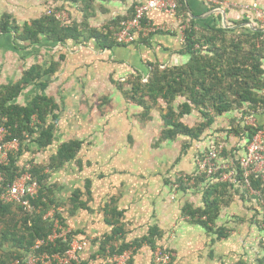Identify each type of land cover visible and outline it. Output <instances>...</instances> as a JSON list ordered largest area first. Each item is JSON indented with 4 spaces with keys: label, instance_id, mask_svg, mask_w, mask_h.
<instances>
[{
    "label": "crops",
    "instance_id": "crops-1",
    "mask_svg": "<svg viewBox=\"0 0 264 264\" xmlns=\"http://www.w3.org/2000/svg\"><path fill=\"white\" fill-rule=\"evenodd\" d=\"M142 1L95 0L94 13L84 17L81 10V17L90 27L101 26L97 29L104 30L109 21L124 16ZM184 2L188 15L199 24H215L219 20L218 14L223 11L231 19H238L241 16L254 19L258 12L264 13V0H219L216 4L212 2L215 6L210 0ZM64 6L66 9V4ZM215 8L218 12L211 13ZM145 22L150 26H156L147 34L146 42H132L113 47H103L99 40L88 37L90 32L85 31L79 40L69 39L64 43H58L42 37L40 42L27 45H23L22 40H15L14 33L0 31V51H8L12 57L19 58L15 63L8 59L4 63L1 62L0 81L6 82L5 84L16 83L33 65H40L46 69L53 63L59 64L56 61L60 57L62 59L60 67L56 68L54 73L43 75L40 80L32 82L17 98V102L24 105L36 95L46 94L59 104V109L55 111L58 119H53L52 115L49 118L54 124L53 142L47 147H40L35 140L30 139L29 148L22 156L27 157L28 162L35 165L39 164L37 163L39 160L47 164L61 144L74 139L82 142L76 159L80 157L82 163H90L92 166L86 168L83 175L78 174L79 178L83 176L86 180L84 183L86 191L89 186L88 199L82 198L87 206L85 209L80 207L74 215L61 208L67 224L77 230L76 240L86 242L85 248L79 252L77 264L83 261L90 264L107 262L106 255L96 253L99 251V241L112 231L113 226L107 223L108 215L104 211L111 199L115 200L117 209L122 211V224L126 229L125 238L119 242L143 241L136 252L131 248L132 264H261L264 256V232L261 228L262 221L257 220L258 211H262V206L256 198L257 195H254L256 193L242 192L244 195L241 197L232 194L231 202L221 208L216 222L209 227L192 221L184 214L186 205H192L194 208L204 206V189L200 187L189 191L188 188H182L176 191V194H171L172 197L169 193V189L171 190L169 179L179 172L197 171L199 158L211 146L219 144L220 138H223L224 148L229 154L227 159L221 154V164H232L234 156L236 158L244 156L246 151L244 139L227 135L226 131L223 134L218 133L211 128L201 139L190 138L189 149L183 147L178 154L171 153L175 157V163L172 162L171 156H168L167 162L166 158L160 157L163 162L158 158V164H151V156H148L151 155V144L159 147L158 150L161 152L163 149L173 147L177 141H184L185 137L178 136L176 141L174 139L167 141L157 134L153 136L150 132H154L152 126L161 125V122H156L155 118L145 123L138 122L135 116L139 112V107H135L137 109L133 115L130 109L132 104L125 101L113 83L122 82L134 74L147 76L152 63H160L162 66L180 65L184 64L188 57L179 53L183 38L177 29L179 23L173 14L152 10L148 12ZM43 57L46 59L41 61L40 58ZM43 81L48 83L45 89H42ZM89 94L94 96L93 105H96L95 100L101 98L109 102L108 105L114 103L113 116H118L112 119V129L116 127L114 131L123 132L122 134L114 132L110 144L100 151L96 147L97 143L90 148L93 151H89L93 143L90 139L81 138L83 134L87 135V132L90 135V130L94 129L84 120V115L87 114L81 113L87 110L89 104L86 99ZM21 98L26 102L20 100ZM122 104L125 106H121ZM126 112L130 115H125ZM226 116L232 119V114ZM258 121L264 125V114L258 115ZM92 153L98 155V158L92 156ZM76 159L59 170H49L51 184H58L63 177H66L64 183L70 182L68 189L65 185L58 184L55 191L58 201L68 202L73 192L77 188L81 189L77 186L81 182L77 184L74 182L77 173L74 166ZM168 163L171 165L170 169ZM173 168L176 173L172 172ZM70 170L74 175H71ZM71 185L74 188L72 192ZM151 233L155 250L144 239L150 237ZM157 249L172 254V261L158 263L155 258ZM94 255L96 258L92 259Z\"/></svg>",
    "mask_w": 264,
    "mask_h": 264
},
{
    "label": "trees",
    "instance_id": "trees-1",
    "mask_svg": "<svg viewBox=\"0 0 264 264\" xmlns=\"http://www.w3.org/2000/svg\"><path fill=\"white\" fill-rule=\"evenodd\" d=\"M72 1L78 2V0ZM81 1L88 9L92 7L91 4L95 3V0ZM176 1L178 2L177 14L183 18L181 23L186 27L184 42L179 53L189 55L187 61L184 64L171 66L152 63L147 76L134 74L126 79L131 88L124 90L125 95L144 108H148L150 104H157L159 100L168 103L170 116L163 115L167 127L162 137L170 140L180 134L198 140L214 122L216 116L235 110L241 111L244 116L255 113L258 119L259 114H264V94H261L264 90V68L262 66L264 32H254L246 27L239 33L242 38H236L229 43L227 32L230 31L223 27L200 28L198 21L188 15L184 0ZM134 8L135 6L124 16L109 21L104 30L92 28L88 37L96 38L103 47L123 45L124 43L118 41L116 33L121 29L122 21L134 16ZM87 11L90 12L88 15L92 14L91 9ZM57 13L58 11L50 10L49 14L27 21L22 25L15 21L10 22L11 15L4 14L0 22V31L14 33L15 40L19 39L29 44L40 42L42 37H46L51 42L64 43L69 39L79 40L84 36L79 24L65 26ZM146 40L147 35L143 32H136L133 43L146 42ZM56 68V63L46 69L40 65H33L16 83L0 85V116L4 120L3 124L10 131L9 138H18L20 141V151L16 155H11L6 165L0 166V170L10 180L22 173L17 161L28 150L30 139L35 140L40 147H47L53 142L54 124L49 121V118L52 115L53 119H58L55 111L59 109V104L53 97L46 94H38L24 105L18 103L17 98L28 85L40 80L43 75L54 73ZM47 85L48 83L43 81L42 89H45ZM120 87L122 88L121 85ZM179 96H185L186 101L178 106L179 111L177 112L174 102ZM201 106L204 107V114L208 117L206 122L190 127L181 121L185 114ZM208 108L214 111L213 115L209 113ZM236 124L240 127L227 128V135L234 131V135L245 140V149L256 133L264 130V125L259 121L256 125H243L236 120ZM81 146L82 142L78 139L65 142L59 146L57 153L49 163L33 166L30 173L39 184V190L36 197L31 199L33 207L31 211L25 210L19 204L5 203L0 199V264H25L24 260L31 251L37 254L44 252L64 254L69 249L77 231L69 232L65 237L57 238L54 242H47L38 249L34 248L38 240H47L53 233L56 221L60 226L68 227L60 208L65 202L56 199L55 191L58 185L50 183L47 170H59L67 163L74 161ZM221 154L226 159L229 156L226 148ZM231 167L235 171V182L220 181L218 179L220 172L208 176L207 173L195 171L185 177L182 175L178 179V183L184 189L207 182L203 195L204 206L194 208L192 205H186L184 208V214L192 221L206 227L214 224L223 205L229 204L232 196L229 193L230 190L235 189V185L239 187L246 184L240 157H233ZM248 182L254 190L260 192L264 200L262 174H250ZM86 193H90L89 186H87ZM83 195L84 192L80 188L73 192L69 201L66 202L72 204L71 208H65L69 214L74 215L80 207L86 208L87 204L82 199ZM114 203L115 200L111 199L104 208L108 215L106 221L113 227L111 233L99 241V251L96 255L109 257L110 254L121 253L131 248L136 252L143 242H125V240L119 242L120 239L125 238L126 229L121 219L123 213ZM261 206L264 211V201ZM51 211H53L52 216H47ZM152 236L153 233L144 239L155 250L156 246ZM96 255L92 259H95ZM263 262L264 257L261 259V264ZM68 264H77V262L72 261ZM81 264H90V262L83 261Z\"/></svg>",
    "mask_w": 264,
    "mask_h": 264
},
{
    "label": "rangeland",
    "instance_id": "rangeland-1",
    "mask_svg": "<svg viewBox=\"0 0 264 264\" xmlns=\"http://www.w3.org/2000/svg\"><path fill=\"white\" fill-rule=\"evenodd\" d=\"M68 2L69 3H67V1H63V0H0V15H1L0 16V22H1L4 14L5 15L11 14V18L9 19L10 22L16 21L17 24L22 25L27 21H31L33 19H36V18H39L41 16L49 14V10L51 8V9H55V11H61V13H58V16L64 22L63 24L65 26L75 23V24L80 25L79 28L82 31L90 32V30L94 27H90L89 25H87V22H85V20L82 19L81 10L84 12V17H85L86 15L90 14V12H88L87 10L91 9L92 10L91 12L94 13L95 4H91L92 7H90L88 9L84 6V4L82 3L81 0H78V2H74L72 0L68 1ZM65 4L67 6L66 9L64 6ZM212 5H214V4L212 3ZM236 8L239 9L238 7H236ZM218 9H221V7L220 8L218 7ZM218 9L215 8L214 10H218ZM218 15H220V16H218L219 20L215 24L201 23V24H199V27L204 28V29L205 28H207V29L212 28L213 29L216 27L225 28L226 30L230 31V32H227L228 33L227 37L229 39V41H228L229 43L231 42V40H235L236 38H242V36H240L239 33H241V31H243V28H246V27H249L254 32H257V31L258 32H264V13L258 12V15L254 19H250V18H246V17H242V16L238 19H235V18L231 19V18H228L227 13L225 11H223V13L218 14ZM224 16L226 19H224ZM175 18H176L177 23H179L183 20V18L178 16V15L175 16ZM247 23H250L252 26L246 25ZM100 27L101 26H96V28H100ZM166 31H169V30H166ZM182 37H183L182 41L184 42V35H182ZM22 44L27 45V44H29V42H23ZM51 44L53 45V43H51ZM59 49H60V47H59ZM246 49H247V47H246ZM52 53L53 52H51V54ZM56 54H58V51ZM187 57H189V55ZM7 59L13 61L14 63H15V60L19 61V58L16 59L14 56L12 57L10 55V52L0 51V64L4 63ZM40 59L42 61V60H45L46 57H43ZM262 60H263L262 66L264 68V55H263ZM28 61H30V59H28ZM56 62L59 63V64H57V69H58L61 65V62H62L61 57ZM5 83L6 82H4V81H0V85L5 84ZM113 84L115 87L118 88V90H120L122 96H124V98L126 99V100L125 99L124 100L127 101L128 103L132 104L131 105L132 107L130 109H132L133 115L135 113V109H137L135 107H139L138 114L137 115L135 114L136 115L135 119L138 122L140 121L141 123H145L147 121V120H144L142 117H144L145 119H148V120L155 118L156 122H161V125L158 124L157 126H152L151 129L154 132L150 131L151 134H153V136L157 134L159 137L161 136L160 138L167 140V141L170 140V139H165L162 137L164 130L167 127V124L165 122L163 115L170 116L168 103H166L164 100H159L157 104H150L148 108L147 107L144 108L143 106L137 105L135 102L130 100L125 95L124 90L131 88V85L128 84V82H126V80H124L122 82H118V83L114 82ZM120 85L122 86V88L120 87ZM54 89L56 90L55 86H54ZM84 90H85V87H84ZM261 94H264V90L261 92ZM95 97H97V96H95ZM103 99L104 98L95 100L96 105H93L92 102H94V96L89 94L88 99H86L87 103L89 104V105H87V110L81 111V113L84 112L85 114H87V115H84L85 116L84 120L88 123V125H90V126H92V128H94V129L90 130V133H91L90 135H88V132H87V135H84V134H83V136L80 135L82 139H84V140L90 139V141L93 143V146L89 147V149H88L89 151L91 150L90 148H92L96 145V143H97L96 147L98 148V150L99 151L103 150L104 146L106 147L110 144V142H111L110 140L114 137L113 134L120 132V131L119 132L114 131V130H116V127H114V130L112 129V127H113L112 126V119L116 118L118 116V115L113 116V113L115 112V110H114V106L112 104H114V103L112 102V104L108 105L109 102H105ZM20 100H22L23 102H26V100H24L23 98H21ZM184 101H186L185 96H179L175 100L174 105H175L177 112L179 111L178 106H180ZM20 104H22V103H20ZM121 106H125V105L122 104ZM207 110L209 111V113L211 115L214 114V111L211 108H208ZM204 111H205V109L203 106H201L199 108H193L190 113L185 114L181 118V121L190 127L197 126L200 123L206 122L208 120V117L205 116ZM226 114H232V119L227 117ZM226 114H223L221 116H216L214 119V122L210 125L209 128H207L205 130V132L202 134V136L206 135L211 128H214V130H217L218 133L223 134V133H225L227 128L232 127L234 129L236 127H240L239 125L236 124V120L239 121L240 123H242L243 125L247 124L246 119H247L249 114L244 116V115H242V112L238 111V110H235V111H232V112H229ZM125 115H130V113L127 114V112H126ZM120 133L122 134L123 132H120ZM148 134H149V132H148ZM234 134L235 133L233 131V132H231L230 135L233 136ZM75 136H76V134H75ZM178 136H184L185 137L184 141H182V142L177 141L173 147H170L169 149H163L161 152L158 150L159 147H155L154 144L150 145L151 155H148V156L149 157L151 156V164L152 163H153V165L158 164V162H159L158 158H160V157L166 158L165 161L167 162L168 156H171L172 162L174 161V163H175L176 162L175 157L172 156L171 153L178 154L181 151V149L185 146L187 149H189L188 143H190L191 137H188V136L182 135V134H180ZM234 136H236V135H234ZM134 137H137V136L134 135ZM201 137H200V139H201ZM175 139L177 140V137ZM175 139H174V141H176ZM220 139H221L220 143L224 144L223 143L224 141L222 140L223 138H220ZM84 142H86V141H84ZM153 142L156 143L157 141H153ZM186 148H185V150H186ZM91 151H93V150H91ZM91 155L96 156L98 158V155H96L95 153H92ZM83 157H84V155H83ZM21 161L24 163V162L28 161V158L25 156H22ZM79 161L81 163H79ZM162 162H163V160H162ZM37 163H39L38 165H44L45 161L43 162V161L39 160V161H37ZM74 166L77 168V173H75L76 177L74 178V182H75V184H77L78 182H81V184L80 185L77 184V186H80L82 191L84 192L83 197L85 199H88V195H87L86 190L84 188V183L86 180L83 178V176H82V178H79L80 176H78V174L81 173L83 175L84 171H86V168H91L92 166L90 163H84V162L82 163L80 157L77 160V162L74 163ZM167 166H168V169H170L169 168L171 166L170 163H168ZM47 172H49V170H47ZM172 172L176 173L174 171V168L172 169ZM70 173H72L71 170H70ZM187 174H191V173L179 172V173H176L175 176H173L169 179V181L171 182V184H170L171 190L169 189L170 196H171V194L172 195L176 194L177 193L176 191L183 188L178 183L177 178L182 176V175L185 176ZM71 175H74V174L72 173ZM69 177L70 176L68 175V178ZM64 180H66V177H63L62 181L59 180L58 184H60V185L63 184V185H65V188L68 189L69 188L68 184L70 182L64 183ZM58 184H56V185H58ZM206 184H207V182L200 184V185H195L194 187L192 186L188 189H189V191H193L194 188L198 189L201 187L200 189L205 190ZM235 186H236L235 189H231L229 192L231 195L233 194L237 197H241L245 193L248 194V192H249L252 194V192H253V193H256L254 195H257L256 198L259 199L260 203L261 204L263 203L264 200H263V197L261 196L260 192L254 190V188H252V186L250 184H245V185L239 186V187H237V185H235ZM73 189H74L73 185H71V192ZM204 190H203V192H204ZM236 190H238L237 193H236ZM242 192L244 194H242ZM232 198L233 197L231 196L229 203L231 202ZM240 199H242V198H240ZM223 206H226V205H223ZM71 207H72L71 203L65 202V203L61 204L60 208L69 209ZM66 212H68V211H66ZM51 213H53V211ZM257 216H258L257 220L262 221L261 222V224H262L261 228H264V220H263L264 211H263V208H262V211H260V210L258 211ZM61 230L63 231V234L73 232V231H77V230H74L73 228H71L69 225L66 228L62 227ZM262 231L264 232V229H262ZM77 235L78 234H76L74 239L77 238ZM159 248H160V246H159Z\"/></svg>",
    "mask_w": 264,
    "mask_h": 264
},
{
    "label": "built area",
    "instance_id": "built-area-1",
    "mask_svg": "<svg viewBox=\"0 0 264 264\" xmlns=\"http://www.w3.org/2000/svg\"><path fill=\"white\" fill-rule=\"evenodd\" d=\"M213 3H219V0H210ZM152 10H160L168 14L177 16L178 2L176 0H143L134 8V16L121 23V29L116 33L118 41L124 44L131 43L135 39L136 32H143L147 35L156 26H150L145 21L148 12ZM58 16V13H57ZM59 17V16H58ZM185 26L179 22L177 25L178 31L184 35ZM183 38V37H182ZM4 120L0 116V166L6 165L9 162L11 155H16L20 151V141L18 138H9L10 131L3 124ZM247 124L256 125L258 123L257 115L250 113L246 119ZM224 145L219 143L211 146L198 160L197 171L199 173H207L212 176L220 172V181H234L235 171L231 164H221L220 158L223 152ZM17 161V165L21 167L22 173L16 175L13 180H10L6 174L0 170V199L5 203H14L23 206L25 210L31 211V199L38 194L39 184L33 178L30 170L35 165L31 162ZM240 164L244 170L246 184H249L248 177L252 173H261L264 180V130H259L253 139L248 144L244 156L240 158ZM185 177V176H184ZM178 177L177 179H180ZM186 179V178H185ZM188 180V179H187ZM52 212V211H51ZM47 216H52V213ZM59 222L56 221L55 229L47 240L40 239L36 242L35 248L38 249L47 242H54L57 238L65 237ZM86 246L85 241L72 239L70 247L64 254L44 252L37 254L34 251L29 252L26 256L25 264H68L72 261L79 262V252ZM109 252V251H108ZM132 250L128 249L121 253L110 254L107 257V262L110 264H132ZM172 254L163 252L160 249L155 252V258L158 263H169L172 261ZM106 262V263H107ZM16 263H19L16 261ZM264 264V262H263Z\"/></svg>",
    "mask_w": 264,
    "mask_h": 264
},
{
    "label": "water",
    "instance_id": "water-1",
    "mask_svg": "<svg viewBox=\"0 0 264 264\" xmlns=\"http://www.w3.org/2000/svg\"><path fill=\"white\" fill-rule=\"evenodd\" d=\"M213 12H218V10H213V11H211V13H213ZM210 13V12H209ZM200 18V17H199ZM224 18H225V16H224ZM246 25H249V26H252L250 23H247Z\"/></svg>",
    "mask_w": 264,
    "mask_h": 264
},
{
    "label": "clouds",
    "instance_id": "clouds-1",
    "mask_svg": "<svg viewBox=\"0 0 264 264\" xmlns=\"http://www.w3.org/2000/svg\"><path fill=\"white\" fill-rule=\"evenodd\" d=\"M136 6V5H135Z\"/></svg>",
    "mask_w": 264,
    "mask_h": 264
}]
</instances>
